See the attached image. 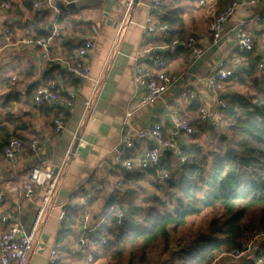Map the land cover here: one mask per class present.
Segmentation results:
<instances>
[{"label":"crops","instance_id":"obj_1","mask_svg":"<svg viewBox=\"0 0 264 264\" xmlns=\"http://www.w3.org/2000/svg\"><path fill=\"white\" fill-rule=\"evenodd\" d=\"M9 1L11 8L0 12V100L13 101L8 103L7 108H0V127H6L11 138L16 128L19 135L27 140L39 141L40 150L34 153L26 147L15 160L9 161L2 152V146L6 141L5 132H0V193L3 194L0 200V234L7 230V224L2 222L5 214L9 213L29 226L42 203L44 188L36 189L32 201L24 196L30 170L33 167H43L46 161L60 166L67 153L71 151L69 167L58 187L56 208L39 237L40 249L31 257L30 264H50L48 256L56 245H60L58 252L61 258L57 264H85L84 260L86 264L91 263L96 249L93 237L104 221L102 211L110 197L100 198L101 195L104 196L102 184L108 183L113 178L112 171L117 169L112 151L121 138L123 117L127 112L133 111L131 123L135 129H144L154 123L167 128L171 113L189 121L198 120L199 111H195L194 103L196 105L200 103L186 97V91L189 89L195 91L204 103L212 104L205 82L208 73L215 70L221 60L226 61L227 68L246 63L236 44L235 24L239 19L262 16L261 21L250 25L248 30L256 38L257 52L264 63V4L259 6L242 4L235 17L226 24L220 42L215 44L210 24L217 15V4L212 8H201L198 6V0H182L179 7L182 9L185 35L195 37L204 48V53L196 61L192 57L188 60L185 55L176 54V49L165 53L169 74L181 75L189 70L193 78L190 81L186 79L179 81L165 95L163 101L139 110L136 109V104L145 94V89L135 82L134 58L146 46L164 45L162 42L166 36L149 37L142 28L148 14L146 4L150 0H138L139 5L134 11L133 24L130 25L120 47V53L112 59H109L115 35L112 18L118 11L119 0H101L95 6L76 9L68 19H77L81 23L91 25L83 34L62 30V37L55 39L63 43L84 44L91 26L98 27L96 48L85 60L91 68V76L86 80H76L64 72L59 64L53 62L61 73L68 74L72 80L67 79L65 82L64 76L58 75L63 79L65 92L57 104L50 106L52 111L48 109L42 111L34 103L33 96L38 87L47 84L45 74L48 72L49 63L44 59L41 48L20 43L29 38L18 27L20 23L32 22L39 11L51 12L53 23L62 11L70 10H62L63 3L60 0L57 1L59 14L44 6L29 11L27 8L29 0ZM155 20L157 21L156 18ZM6 24L16 26L12 38L15 44L9 45L7 42L4 35ZM49 48L50 50L53 48L54 52L51 53L54 55L67 57L61 50L62 45H57L56 41L51 40ZM77 58L70 59L75 61ZM14 77L17 78L16 81H13ZM97 81L99 91L93 99L89 113L86 114V103L92 97ZM227 90L228 93L230 88ZM71 93H75L76 97L71 100L72 105L69 106ZM19 118L20 122L14 126L12 119ZM55 118L65 123L64 130L59 134L55 133ZM78 129L88 143L86 147H80L74 140ZM152 145L151 141L137 142L134 155H142ZM64 208L68 214L67 219L60 220L59 216ZM91 208L96 210L93 216L89 212ZM86 214L90 216L88 223L85 220ZM84 226L91 229L89 235L91 244L85 251L79 252L75 248V243ZM87 252V255H82Z\"/></svg>","mask_w":264,"mask_h":264},{"label":"trees","instance_id":"obj_2","mask_svg":"<svg viewBox=\"0 0 264 264\" xmlns=\"http://www.w3.org/2000/svg\"><path fill=\"white\" fill-rule=\"evenodd\" d=\"M251 1L241 0L243 4ZM181 2L160 0V6L153 14L160 24L169 26L162 42L164 45L177 37H187L179 7ZM37 3L39 0H29L28 10H34ZM232 3L233 0H218L217 16ZM75 12L62 11L56 23L61 30L83 34L91 24L68 19ZM51 25V12L39 11L32 22L20 23L18 29L26 33L29 39H36L51 36V31H48ZM5 29L11 30L13 38L16 26L6 24ZM52 40L62 45L65 56L74 59L83 46V42ZM175 51L176 54L185 55L188 60L192 57L187 49L178 48ZM241 56L246 63L229 68L233 71L229 85L232 79L241 85L249 81L253 93H226L224 99L227 105L221 109L220 122L201 126L199 119L190 121L194 133L183 142L188 159L183 170L177 168L176 159L171 154L158 169L168 173V177L163 179L158 178L159 171L154 168L135 167L133 171H128L120 165L115 166L117 169L112 171L113 178L106 184L112 189V194L102 211L104 221L93 237L96 249L90 264L101 261L108 264H154L150 257L152 251L161 244L163 253L172 252L171 243L180 231L189 227L192 218L207 211L219 214V218L203 231L192 233L188 247L182 248L179 241L175 244L173 256L178 253L176 264H221L219 257L222 254L239 248L244 239L264 233V63L256 45L254 50ZM48 63L45 74L47 84L58 75L64 76V81L72 80L71 75L61 73L56 64ZM11 101L0 100V108H7ZM200 106L194 103L195 111H199ZM39 109L53 110L48 105L39 106ZM17 122H20V118L12 119L14 126ZM23 128H26V124ZM221 129L229 135L220 132ZM0 132H5L6 138L3 152L11 137L6 127H0ZM12 136L23 142V150L26 147L31 150L35 140H27L19 135L16 128ZM200 136H209L207 150L198 143ZM145 180H150L149 185L158 193L143 197V205L150 206L147 212L134 206L132 201L136 193L134 186ZM120 210L124 218L118 224L116 214ZM246 264L255 263L247 260Z\"/></svg>","mask_w":264,"mask_h":264},{"label":"built area","instance_id":"obj_3","mask_svg":"<svg viewBox=\"0 0 264 264\" xmlns=\"http://www.w3.org/2000/svg\"><path fill=\"white\" fill-rule=\"evenodd\" d=\"M58 0H39L35 5L36 8L44 6L54 10L59 14L60 9L57 7ZM64 6L77 3L80 0H60ZM218 0H198V6L201 8L215 7ZM243 3L241 0H233L232 5L219 16H214L210 24V32L213 42L217 44L222 38L226 24L235 17L238 8ZM252 6L264 4V0H253L249 3ZM139 5L138 0H119L118 11L112 18L115 27V35L109 52V59L120 53V47L125 40L129 27L133 24V15L135 8ZM160 6V0H150L146 4L148 11L144 25V32L149 37L158 35H166L169 26L162 25L154 18V13ZM11 8L9 0L0 1V12L7 11ZM262 16L257 15L247 19H239L235 24L236 44L241 53L254 50L256 38L249 33V26L257 24L261 21ZM51 36L36 39H25L20 43L27 46L41 48L43 57L47 62H54L61 66L64 72L70 74L76 80H86L91 76V68L86 63V58L96 48V40L99 35L98 27L92 25L85 40V43L78 51V58L72 61L63 55H53L49 48L50 41L54 38L62 37V30L54 21L48 29ZM4 35L9 45L12 42L11 30L5 29ZM178 48H184L191 51L194 61L198 60L204 53L197 39L193 36L185 38L177 37L170 44L161 46H146L140 50L134 58L135 82L138 86L145 89V94L136 104V109H143L151 105L163 101L165 95L171 91L174 86L181 80H192L193 75L189 70L181 75H171L167 72V61L164 54ZM233 76V71L226 67V61L221 60L215 70L208 73L205 82L209 95L213 101L212 104L204 103L202 98L195 91L187 90L185 96L192 101L200 103L199 120L201 126H206L210 122H220L222 120L221 109L226 108L224 95L227 92L229 80ZM16 77L13 81H16ZM99 91V81H97L92 97L86 103V114L89 113L93 99ZM65 92V86L60 77L52 80L48 84L38 88L33 96V101L37 106L48 105L53 106L58 103L62 94ZM69 106L72 105L71 100L76 97L75 93L69 95ZM133 111H129L122 120L121 138L116 147L113 149L114 163L122 166L128 171H133L135 167L160 169L163 160L168 154L173 155L177 162V168L183 170L188 162L185 155L183 142L187 137L194 133L189 120L181 116L171 113L169 116V127L164 128L162 124L154 123L144 129H135L131 123ZM65 128L62 120L55 121V133H61ZM74 140L78 142L80 147H86L87 141L81 136V130L74 135ZM151 141L152 147L146 150L142 155L135 156L134 149L137 142ZM23 142L18 138H11L3 148L4 157L9 160H15L16 156L23 151ZM40 150L39 141H33L31 151L36 153ZM71 151H69L60 166H56L51 162H44L43 167H33L29 173V183L24 188V196L32 201L37 188H44L45 195L42 203L39 205L33 222L28 226L15 219L11 214H5L2 222L7 224V230L0 234V264H30L31 257L40 249L39 237L44 227L51 217L52 212L56 208V198L58 187L61 184L63 175L69 167ZM158 178L168 177L167 172L158 170ZM99 188V187H98ZM96 188V189H98ZM3 194L0 193V200ZM70 204V203H69ZM68 204V205H69ZM66 209H62L60 220L67 219ZM124 213L120 210L116 214L118 224H121ZM86 223L90 221V216H85ZM91 229L84 226L78 240L75 243L77 251H85L91 244L89 237ZM259 239H264V233L254 235L244 239L239 248L224 253L219 257L224 264L242 263L243 259L252 260L255 264H264V240L261 244L254 245ZM105 242V240L103 241ZM60 245H56L49 253L48 260L50 264H57L60 256ZM222 261V262H223Z\"/></svg>","mask_w":264,"mask_h":264},{"label":"rangeland","instance_id":"obj_4","mask_svg":"<svg viewBox=\"0 0 264 264\" xmlns=\"http://www.w3.org/2000/svg\"><path fill=\"white\" fill-rule=\"evenodd\" d=\"M15 11V9H14ZM230 91L229 93H239V94H247V93H253V87L251 85V83L248 81L247 84H238L236 81H234L233 79L230 81ZM228 88V89H229ZM228 91V90H227ZM227 93V92H226ZM220 132L224 133L225 135H229V133L223 129L220 130ZM198 143H200L204 149H208V143H209V136L205 137V136H200ZM150 180H145L142 182H139V185L134 186L136 193L134 194V196L132 197V201L134 206L138 207V208H142L145 209L146 212L149 211V207L150 206H146L143 205L142 203V199L145 196L151 197L154 194L158 195L156 189L149 185ZM107 184V183H106ZM106 184H102L104 187V196L101 195L100 198H107L109 196H111L112 194V189L108 187V185ZM127 190V188L125 189V191ZM108 194V195H107ZM201 196V195H200ZM90 210V209H89ZM96 210H93V208H91L90 215L93 216V214L95 213ZM88 212V211H87ZM88 215V214H86ZM85 215V216H86ZM216 218H219V214L213 213L211 211H207L204 212L202 215H200L199 217H195L192 218L190 220V225L187 228H184L180 231V233L176 236L175 240L171 243L172 245V252L170 253H163V246L161 244H159L157 246V248L155 250L152 251L151 253V259L154 261L153 263L155 264V262H159V264H176L177 263V259H178V253H176L173 256V253L176 249L175 244L179 242L182 243V248L188 247L190 244V236L192 233H199L201 231H203L204 229L209 227V224L215 220ZM264 239H259L256 242H254V245L256 244H261L263 242ZM80 254V253H79ZM87 253H84L82 255H87ZM60 256V254H59ZM84 259V257H82ZM81 258V259H82ZM61 259V258H60ZM85 264H86V260ZM223 261V260H222ZM220 261L221 264H224L225 262ZM247 260L243 259L242 263H237V264H246ZM90 264V263H87ZM97 264H108L107 261H101ZM229 264H235V263H229Z\"/></svg>","mask_w":264,"mask_h":264},{"label":"water","instance_id":"obj_5","mask_svg":"<svg viewBox=\"0 0 264 264\" xmlns=\"http://www.w3.org/2000/svg\"><path fill=\"white\" fill-rule=\"evenodd\" d=\"M101 0H80L77 3L74 4H70L67 6L62 5L61 9L62 10H76V9H83L86 7H90V6H95L97 5ZM108 14L106 13L105 16H107ZM75 149L77 148V143L75 144Z\"/></svg>","mask_w":264,"mask_h":264}]
</instances>
